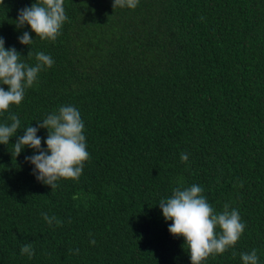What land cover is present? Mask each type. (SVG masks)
Wrapping results in <instances>:
<instances>
[{"label":"trees","instance_id":"16d2710c","mask_svg":"<svg viewBox=\"0 0 264 264\" xmlns=\"http://www.w3.org/2000/svg\"><path fill=\"white\" fill-rule=\"evenodd\" d=\"M36 2L0 3L5 48L31 66L37 52L54 60L0 113V125L10 114L21 122L0 144V264H192L158 205L192 185L246 224L234 247L202 264H243L253 249L264 264V0H139L135 9L64 0L55 41L15 24ZM64 105L81 114L90 159L79 180L52 190L25 159L35 150L15 157L13 144ZM37 135L47 149L48 130Z\"/></svg>","mask_w":264,"mask_h":264},{"label":"clouds","instance_id":"9594fccd","mask_svg":"<svg viewBox=\"0 0 264 264\" xmlns=\"http://www.w3.org/2000/svg\"><path fill=\"white\" fill-rule=\"evenodd\" d=\"M138 2L139 0H114L113 8L135 9ZM0 3H4V0H0ZM67 20L64 0H37L31 7L19 11L15 24L18 28L29 25L36 36L55 41ZM33 41L29 32H24L19 37V42L23 45L30 46ZM31 55L32 51L28 53V57ZM21 57L15 47L6 49L4 38L0 37V85L8 86L7 91L0 87V113L6 112L11 105L21 104L25 90L34 85L38 74L54 65L53 58L44 52L36 53L37 63L34 66L24 62ZM8 119L10 123L0 125V144L3 145H8L21 127L16 114H10ZM38 124L39 127L28 126L24 129V134L13 144L15 157L25 148L35 150L36 154L25 159L35 166L33 174L36 179L51 186L52 190L58 187L57 182L61 179L79 180L90 155L84 135L85 124L78 109L71 105L61 106ZM41 128L48 130L47 149L42 147V138L37 135ZM181 160L188 161L187 153H181ZM202 193L203 188L198 185L176 187L171 197L158 204L165 220L172 222L169 232L185 239L192 264H202L211 255L225 253L237 244L246 228L237 209H230V205L225 204L222 212H215ZM42 215L49 225L55 220L54 216L47 213ZM56 223L58 225L59 221ZM217 228L220 229L219 233ZM89 235L92 236V233ZM90 243L95 245L96 240L92 239ZM21 255H27L31 259L35 255L33 245H23ZM240 255L243 264H258L255 249Z\"/></svg>","mask_w":264,"mask_h":264}]
</instances>
